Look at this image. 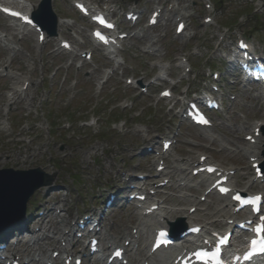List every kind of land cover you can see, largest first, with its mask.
Instances as JSON below:
<instances>
[{"label":"rangeland","instance_id":"rangeland-1","mask_svg":"<svg viewBox=\"0 0 264 264\" xmlns=\"http://www.w3.org/2000/svg\"><path fill=\"white\" fill-rule=\"evenodd\" d=\"M94 1L104 5L107 0ZM258 1L209 0L212 11L208 12L197 0H179L178 8L184 10L187 16V32L191 35L186 45H180L181 38L174 36V22L163 20L160 26L147 32L149 36H159L157 45L161 56L158 58L142 52L149 36L142 40L126 41L121 52L125 64L117 68L114 76L100 89L96 87V79L101 76L103 68L111 65L102 59L101 53L94 51L92 62H84L80 67L77 65L78 56L73 60L72 56L63 52L51 53L56 46L55 40L37 48L34 34L21 39L15 37V40L19 39L16 44L21 52L12 57L11 68L33 84L23 92V96H18L13 86L21 82L0 77V169L40 167L46 173L56 172L55 187L41 189L27 203V210L35 219L43 217L44 220L47 218L45 221L49 220L46 227L49 231L44 235L47 238L37 246L29 242L30 238L44 234L43 231L37 232V225L30 224L27 227L29 235H22L24 238L16 240L20 241L15 248L19 264H45L46 259L43 258H49L52 250L61 247L58 240L65 228L69 224L75 225L92 208L100 210L109 191L125 189L128 185L124 179L129 174L142 172L146 176V184H156L162 180L154 176V154L141 156L142 148L157 142L155 134L163 137L169 127L180 124L176 112L182 108V104L178 98L191 97L194 92L209 89L213 83L210 76L212 71L225 73L219 61L221 53L216 52L219 35L227 34L228 43L234 48V39L241 34L251 40L259 53H264V0L261 6ZM71 2L56 0L52 5L57 16L74 19L79 24V28L62 27L61 34L63 38H71V32L79 29L80 32L75 33L85 41L84 45L76 42L79 50L90 49L87 20L78 16ZM160 2L163 3L161 6L167 5V0ZM114 4L122 12L131 8L145 11L141 21V26H144L146 16L156 6V0H115ZM253 11L258 13L254 14ZM207 14L213 18V23L202 26L201 20ZM8 25V21L0 15V30L8 28ZM181 55L188 59L192 67L182 80L178 75L182 69H175L176 56ZM7 60L8 53L0 48V65ZM158 62L169 67L170 83L150 86L144 94L123 84L125 77H144L143 82L154 78L157 68L153 67V63ZM53 73L56 74L51 77ZM166 87L173 90L174 97L170 101H159L156 96L159 90ZM235 90L236 99L229 103L233 107L228 110L229 106L226 105L222 113L214 115L217 128L210 132L219 142L212 144V147L209 131L188 124L179 125L181 134L178 142L164 158L167 176L174 172V160L190 161L200 153H209L211 162L237 170L240 178L235 177L233 184L241 188L249 185L248 177L242 178L249 171L243 155L238 154L234 147L231 152L222 150V146H230L228 141H234L236 145L245 144L242 136L250 131V126L256 120H262L259 115L264 113V103L257 98V91L237 86ZM7 95H12L14 99L10 101L11 107L4 118L2 109L7 103ZM261 144L264 153V136ZM201 181L196 179L194 185L198 184L195 186L198 189L190 193L189 189L176 188L175 184L169 192L161 190L164 194L160 198L166 197L168 200L165 208H182L184 212L176 214L183 217L187 208L198 204L199 211L192 215L195 221H217L224 212L220 208L223 202L211 196L201 203L198 197L206 187ZM260 188L264 190V183ZM180 192L186 196L181 198ZM57 210L63 216L64 223L55 214ZM40 212L42 216H39ZM140 218L138 211L132 207L114 210L108 215L100 233V248L106 249L108 241L122 245L126 234L137 228ZM214 226L219 228L220 224L217 222ZM140 228L144 230L142 226ZM140 243L141 247L130 253V264H142L144 261L139 253L146 248L145 242L141 239ZM65 247L73 254L72 258L78 251L86 255L88 250L86 245L75 249L70 245ZM40 259H43L42 263L37 261ZM57 263L60 264L59 261ZM82 264H104V260L94 258L90 263L85 258Z\"/></svg>","mask_w":264,"mask_h":264},{"label":"bare ground","instance_id":"bare-ground-1","mask_svg":"<svg viewBox=\"0 0 264 264\" xmlns=\"http://www.w3.org/2000/svg\"><path fill=\"white\" fill-rule=\"evenodd\" d=\"M39 2H40V0H34L33 2H31L30 0H0V4L1 5L19 8L22 13H25L27 15H29L30 13L35 11V9H36V7H37ZM169 2L171 4V9L169 11L165 10V12L162 15V17H165L167 20L168 19L172 20L173 18H180L181 19L180 21H182V19L186 18V15L184 14V12H182L180 9H178L176 7L177 0H169ZM58 25H59V27L64 26V25L65 26H70L71 22L68 19H65V18L64 19H59ZM9 29L12 30V32H8L6 30V32L4 33L2 31H0V44L3 47H5L6 50H8L10 52H13V53L19 52V49L15 46L13 39L18 34H21V35L23 34L24 35L26 31H30V30L26 26L21 28L19 26V24H17L14 21H10V28ZM60 31L61 30H59V32ZM189 37H190V34L188 33V34H185L182 38H189ZM158 38H159V36H156V37H153V38H149V42L144 47V50H146L147 52H151L153 54L157 53L158 56L160 57L161 56V54H160L161 50L156 44L157 41H158ZM223 38H222L221 42H223ZM224 47H228V45L225 44ZM106 53H107V56H108L109 59L113 60L117 65H121V62H119V61H121L120 58H119V56H120L119 48H118L117 45L114 46V45L110 44L107 47V49H106ZM177 64H178V66H183L180 61H178ZM154 66L158 67L156 80H161V81L164 80V71L166 70L167 67L164 64H161V63H155ZM183 67H184V70H185L186 66H183ZM8 74H9L10 77H13V78L19 80L18 79L19 78L18 75L14 74L12 72H9ZM180 78H184V77L181 75ZM100 85H102V79L98 78L97 81H96V86L100 87ZM15 91L18 93V91L16 89H15ZM19 92H21V91H19ZM257 98L260 99V96L258 95ZM259 117H260V119L263 120L264 119V113H260ZM261 123L264 125V122H260L259 121L253 127L255 128L256 125H259ZM253 131L254 130H252V134H253ZM260 138L262 139V137L260 136L254 146L248 144V145H246L245 148L242 149V152L244 154H248V157H252V158L257 157V161L258 162H261V161L264 160V157L260 156L259 153H258V150H260V147H261V145L259 143ZM176 164H177V170L179 172L187 171L188 169L189 170L193 169L188 164H185V163L181 164V162L179 160H176ZM214 180L215 179L206 178V182L208 183V185H210ZM179 182L183 183V185L189 183V181L185 177H181L179 179ZM229 205H230V202H228L226 204L225 208H227V206L229 207ZM142 212H143V209H142ZM217 212H219V211H217ZM172 213H173V211H171V212H160L159 215H158V218L163 217L164 218V222L167 224L169 221H172V217L174 218V217L177 216V215L174 216ZM187 217H185V218H187ZM34 221H35V223L37 222V225L40 227L41 230H45L44 220L36 219ZM203 229L205 230L206 226L203 227ZM68 233L64 234L63 236L67 235ZM131 237L132 236H128L127 239H130ZM38 238L39 237L36 238V242H35L37 244L39 242ZM179 243H180V241H179ZM62 251H63L64 254H66V259H67L68 256H70V254H68V252L66 250H64V249ZM163 264H168V262L165 261V262H163ZM258 264H264V263H258Z\"/></svg>","mask_w":264,"mask_h":264},{"label":"water","instance_id":"water-1","mask_svg":"<svg viewBox=\"0 0 264 264\" xmlns=\"http://www.w3.org/2000/svg\"><path fill=\"white\" fill-rule=\"evenodd\" d=\"M33 19L41 28L54 34L56 19L49 0L42 2ZM47 23L51 24L50 29ZM53 180L54 176L46 175L39 168L29 171L0 170V230L22 218L27 199L35 190L50 185Z\"/></svg>","mask_w":264,"mask_h":264},{"label":"snow or ice","instance_id":"snow-or-ice-1","mask_svg":"<svg viewBox=\"0 0 264 264\" xmlns=\"http://www.w3.org/2000/svg\"><path fill=\"white\" fill-rule=\"evenodd\" d=\"M257 199H258V198H257ZM255 231H257V232H262V231H264V225H262V226H258L257 229H255ZM251 244H252L253 246H255L256 244H260V246H261V251H264V239H262V240H253V241L251 242Z\"/></svg>","mask_w":264,"mask_h":264}]
</instances>
